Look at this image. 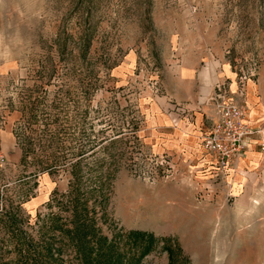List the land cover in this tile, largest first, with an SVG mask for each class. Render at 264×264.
I'll return each instance as SVG.
<instances>
[{
	"label": "rangeland",
	"instance_id": "obj_1",
	"mask_svg": "<svg viewBox=\"0 0 264 264\" xmlns=\"http://www.w3.org/2000/svg\"><path fill=\"white\" fill-rule=\"evenodd\" d=\"M216 80L264 120V0H0V264H264V154L239 203L188 153Z\"/></svg>",
	"mask_w": 264,
	"mask_h": 264
},
{
	"label": "built area",
	"instance_id": "obj_2",
	"mask_svg": "<svg viewBox=\"0 0 264 264\" xmlns=\"http://www.w3.org/2000/svg\"><path fill=\"white\" fill-rule=\"evenodd\" d=\"M242 91V88L238 90V96L242 94L243 99L236 100L228 95L229 91L224 82L216 80L206 98L211 110L208 115V128L201 134L200 145L213 160L217 170L214 175L244 155L254 134L262 135V128L254 126L247 116ZM258 146L264 150V135L260 137Z\"/></svg>",
	"mask_w": 264,
	"mask_h": 264
},
{
	"label": "crops",
	"instance_id": "obj_3",
	"mask_svg": "<svg viewBox=\"0 0 264 264\" xmlns=\"http://www.w3.org/2000/svg\"><path fill=\"white\" fill-rule=\"evenodd\" d=\"M198 108L200 110H199V113H198L199 114L198 121L196 123V126H198V131L196 133H197L198 137H200V134L205 132L207 130V128H208V124H209V120L208 119H207V124L205 126H202L201 124H204L203 123L204 120L206 121L205 112L209 113V111L211 110V106L209 104L208 107L206 106V108H201L200 106H198ZM256 108H257L256 112H254L252 116H248V117L252 118L250 120L252 123H255L257 121H259L258 123H262L264 120L260 121L258 118L253 120V117L259 116L262 113V111H263V106L261 105L260 102H259V104L257 105ZM262 135H264V126H263V129H262ZM262 135L254 134L253 137L250 139V141L247 144V148L244 151V155L242 157L238 158L237 163H234L231 166H227V167L223 168L221 173H222V175L224 174L226 176V178L230 182H232V179L234 178L233 176H235V174H237L239 176L238 173H240V171L243 168H245V167L248 168L249 167L250 169H246V171H248V170H251V168L258 166L257 164H258V162H260L262 160V158H263L262 155L264 154V151H262L259 148V146H258V143L260 141V137ZM194 144H195V146L196 145L197 146L196 147L193 146L191 148L190 152H188V153L190 155H195L194 150L199 147V150H200V156L199 157L201 158L200 160H202L201 164H199L198 160L194 159L195 166L200 167L201 165H203V166H205V168H206V170H207L209 175H211V176L214 175L215 172H217V170L214 168L213 160L210 157V155L205 153L204 150L202 149V147L200 145V138H198V141L196 143H194ZM235 180H236L235 181L236 183H238L240 181L239 186H241V190L236 191L235 196H234L235 197V201L238 200L239 203L241 202V200H246V201L251 200V198H249V195L245 194V191H244L245 189L243 187H246V186L258 187L261 184V182H262V180H260V179H257V180H254V181L253 180H247L246 182L248 184H245V182H244L245 179H243V181H242L240 176L237 177ZM249 192L256 194V193H258V190L250 189ZM228 209H229V211H231V215L232 216L234 215L235 219H237L239 216L243 215V212H244V210H243L244 208H240L239 205L235 206L234 208L229 207ZM261 217L262 216H260V215H258V217L253 216V220L254 221L260 220ZM230 225L232 226L231 223H230Z\"/></svg>",
	"mask_w": 264,
	"mask_h": 264
},
{
	"label": "bare ground",
	"instance_id": "obj_4",
	"mask_svg": "<svg viewBox=\"0 0 264 264\" xmlns=\"http://www.w3.org/2000/svg\"><path fill=\"white\" fill-rule=\"evenodd\" d=\"M246 94L248 96L247 98V103H248V112H247V116H252L254 112H256L257 110V105H258V102H256V100L258 98H255L254 96L251 97L247 91H246Z\"/></svg>",
	"mask_w": 264,
	"mask_h": 264
},
{
	"label": "trees",
	"instance_id": "obj_5",
	"mask_svg": "<svg viewBox=\"0 0 264 264\" xmlns=\"http://www.w3.org/2000/svg\"><path fill=\"white\" fill-rule=\"evenodd\" d=\"M142 235H146L144 233H142ZM148 238L147 240L142 244V250L140 251L141 254H144L147 250H149L152 246H153V237L150 234L146 235ZM83 253V250L81 251ZM96 264V263H95Z\"/></svg>",
	"mask_w": 264,
	"mask_h": 264
}]
</instances>
